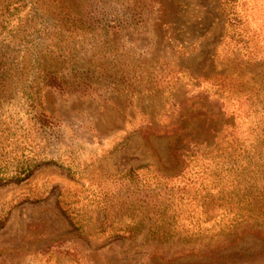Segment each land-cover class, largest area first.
<instances>
[{"label": "rangeland", "instance_id": "obj_1", "mask_svg": "<svg viewBox=\"0 0 264 264\" xmlns=\"http://www.w3.org/2000/svg\"><path fill=\"white\" fill-rule=\"evenodd\" d=\"M14 1L0 0V264H264V0ZM209 100L224 141L256 146L228 170L208 165L215 139L168 148Z\"/></svg>", "mask_w": 264, "mask_h": 264}, {"label": "trees", "instance_id": "obj_2", "mask_svg": "<svg viewBox=\"0 0 264 264\" xmlns=\"http://www.w3.org/2000/svg\"><path fill=\"white\" fill-rule=\"evenodd\" d=\"M32 1V0H31ZM15 4L17 6H22V4H19L22 2V0H15L14 1ZM29 2V0L27 1H23V3H27ZM102 2V1H100ZM98 3V2H97ZM128 9V8H127ZM231 13V12H230ZM102 14L105 13H101V17ZM128 16H134V14L130 13ZM140 17V21H141V15H138ZM229 18V24L231 25V33L228 36L229 39V43L232 42L233 44L231 45L232 47H234L236 44L238 45V47H236L235 51L237 50L238 52H241L240 58H232L230 63V67L235 69V71H237L239 68L241 70L246 69V66H253L252 63V56L253 54L251 53V50L248 49V36L245 34V31L247 30L246 28H244L243 24L244 22L239 21L235 18V16H233V13L231 14V16H228ZM111 18H113V16H111ZM74 19V21H79L81 19ZM231 19L235 20V24L233 25L232 22L230 21ZM104 20L99 19V22H102ZM129 21V22H128ZM112 22L115 23V26H111L112 28H116V29H121L123 27V25L126 24V28L124 29H128V27H130V25H134L135 23L137 25V22H135V17L131 18L130 17H126L125 20H120L117 24L116 22L112 19ZM134 23V24H131ZM117 25V26H116ZM70 27L73 28H77L79 27L78 25L76 26V24H74V22H71ZM107 26H102V31L99 32L97 35L98 36H106L110 29ZM236 51V52H237ZM244 63V64H243ZM264 63V61H263ZM239 64H242V66L240 67ZM238 74H242L241 71L239 70L237 72ZM43 76H41V80L42 83L44 85H47L48 87H53V88H62V83L60 81V76L57 74L56 70H52V69H45V71L42 73ZM225 81V80H224ZM216 84V83H215ZM223 84V83H222ZM226 89V88H225ZM227 91L226 94L230 93V90L227 89L225 90ZM215 110V111H213ZM196 115L198 116L199 113L195 112ZM193 113V114H195ZM191 114V115H193ZM206 114V115H205ZM205 120H202V126L196 125V127H192L190 126L189 120L192 118L191 115H185L184 119H182L179 123L176 124L175 128L172 130L173 133H176V137L174 139H172L174 141L173 145H170L169 151H172V153L174 151L178 150V145L180 142H184L185 144L188 143H194V145H197L200 142H207L208 144L214 143V139L216 140V142H218L219 144H215L214 148H210V150H208L209 153V157H207V162L208 165L211 164V166L213 165L215 168L221 169L220 171L223 170H228L225 165L229 166V169L232 168L234 165H237L242 159H246L247 155L244 154L245 152H249L252 149H256L255 145L250 146L249 149H246L245 146L240 142V140H236L234 139L233 133H229L230 134V141H224V137L226 135H228V126H229V122H225L226 121V117L225 115L228 116V114H225V111L220 110L219 106H217V103H214L213 101H208L207 102V108L205 110ZM221 122H225L224 124L226 126H224V128H222V126H220ZM146 129L144 130V133H154L156 132V126L154 125H148L145 126ZM162 129V134H166L167 131H163L164 128ZM192 131L193 133L190 134L188 133V131ZM202 131L205 133V139L206 138H210V141H205L204 139H201L196 135L197 133H199V131ZM224 132V133H223ZM172 136V134H171ZM223 144V145H221ZM243 146H242V145ZM261 145L262 147L264 146V139L261 140ZM178 154V153H177ZM179 155V154H178ZM177 155V156H178ZM210 167V166H209ZM211 170V169H210ZM214 171V170H211ZM218 171V172H220ZM7 178H0V185L5 184ZM19 180V178H18ZM17 181V180H16ZM248 205H252V204H247ZM248 212L249 209L247 210ZM241 212V211H240ZM243 213H238L239 218H243L242 217Z\"/></svg>", "mask_w": 264, "mask_h": 264}]
</instances>
